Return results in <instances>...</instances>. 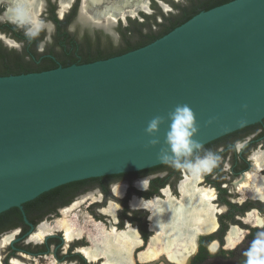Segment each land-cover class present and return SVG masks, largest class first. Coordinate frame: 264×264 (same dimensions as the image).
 I'll list each match as a JSON object with an SVG mask.
<instances>
[{"label":"water","instance_id":"1","mask_svg":"<svg viewBox=\"0 0 264 264\" xmlns=\"http://www.w3.org/2000/svg\"><path fill=\"white\" fill-rule=\"evenodd\" d=\"M185 104L202 146L263 120L264 0L200 11L120 55L0 75V214L69 182L164 163L168 114ZM155 116L165 123L152 147Z\"/></svg>","mask_w":264,"mask_h":264},{"label":"flooded vegetation","instance_id":"2","mask_svg":"<svg viewBox=\"0 0 264 264\" xmlns=\"http://www.w3.org/2000/svg\"><path fill=\"white\" fill-rule=\"evenodd\" d=\"M43 1L44 6L39 15V20L43 22V25L37 30L32 31L30 23L19 26L5 17L8 0L0 3V23L7 22L16 25L24 34L33 38V44L39 55L53 56L57 59L67 55L65 50H68L60 45V35H67L68 41L75 40L80 48L86 47L88 39L90 41L102 39L103 34L90 26L89 30L82 32L70 29L74 22L78 24L88 22L81 19L82 0H71L69 7L62 13L59 11L61 0ZM150 7L157 12L160 9L152 0H150ZM89 9L94 10L93 13H95V9ZM141 12L149 14L146 10ZM120 20L123 22L122 19ZM44 21L50 22V27L52 26L49 37L45 34ZM88 23L96 26L92 22ZM118 30L125 35V28ZM4 33L21 43L22 47L24 46L25 41L17 40L11 32ZM59 62L62 65L61 60ZM203 150H212L220 157L217 165L210 172H204L202 179L197 182V185L215 192L211 202L218 207L215 213L217 227L214 231L199 236L197 250L192 255L189 264H192L202 246L207 254L202 264H206L209 256L216 254L220 249L229 250L225 248V238L232 226L246 230L248 237L254 230L260 232L259 228L264 224V199L253 198L248 190H241L236 185V181L256 165L255 155L264 157V118L261 122L238 129L203 145ZM200 155H203V151ZM260 173L264 175V164ZM192 174L186 169H176L162 163L141 171L92 177L63 184L56 191L49 192L39 200L33 199L26 206L23 204V210L18 208L19 212L10 214L5 221H0V239L10 235L9 241L0 249V264H108L104 256L97 255L92 258L85 251L87 248L95 247V243H100L96 242V233L94 235L92 231H89L92 233H82L77 236L71 235L67 240L65 228L57 227V230L46 233L41 241L33 239V235L39 230L41 224L48 222L55 225L56 219L68 218L64 216L63 210L69 209L74 212L75 208L77 211L88 214L89 219L99 223L106 230L114 228L122 231L133 227L141 241V245L136 247L133 253L134 264L162 263L163 258L167 260L166 256H161L151 262L139 261L138 254L146 248L156 232L151 227L153 223L151 210L145 207H134L132 202L136 199L148 201L167 197L178 200L181 197L180 184L186 181V178L190 179ZM142 181L147 191L140 187ZM119 187L123 189L120 194L116 191ZM111 202L119 206L115 217L103 210ZM252 211L263 218L262 225L258 226L247 220L248 213ZM213 242H216L218 247L211 253L208 247Z\"/></svg>","mask_w":264,"mask_h":264},{"label":"bare ground","instance_id":"3","mask_svg":"<svg viewBox=\"0 0 264 264\" xmlns=\"http://www.w3.org/2000/svg\"><path fill=\"white\" fill-rule=\"evenodd\" d=\"M2 1L5 0H0V3ZM7 3L5 17L9 20L23 24L34 23L35 27L40 23L38 13L44 6L43 0H8ZM89 8L95 9V13L90 18L96 20L108 18L115 21L119 16L124 17L127 13L136 15L140 10H149V2L148 0H82V12L86 13ZM263 158L262 155L260 157L255 155L256 165L236 181L237 187L241 190H248L253 198L264 199V175L260 173L264 164ZM202 175L203 173L192 174L190 179L186 178V181L180 184L181 197L178 200L167 197L166 199L145 200L142 204L141 201L144 199H136L132 202L134 207H145L151 210L153 222L151 227L156 232L146 248L138 254L139 261L151 262L164 255L171 262L188 264L197 250L199 236L216 229L215 213L218 207L211 202L215 192L197 185ZM122 190V187L116 189L118 194L122 193ZM118 207L117 203L111 202L103 210L115 217ZM254 212H249V215H253ZM63 213L68 218L56 219L55 225L44 222L33 235V239L41 241L46 233L57 230V227L65 228L67 240L71 235L93 232L94 235L96 233V242L100 243H95V247L85 249L88 256L94 258L102 255L108 264H134L133 253L135 248L141 245V241L133 227L122 231L114 228L106 230L99 223L89 219L88 214L77 211V208L74 212L65 209ZM261 221V218L257 216V223L261 224ZM241 236L242 229L232 226L226 235L225 245L234 247L240 241ZM90 238L94 244L92 236ZM9 239L10 236L0 239V249ZM210 247L216 248L217 243H211Z\"/></svg>","mask_w":264,"mask_h":264},{"label":"trees","instance_id":"4","mask_svg":"<svg viewBox=\"0 0 264 264\" xmlns=\"http://www.w3.org/2000/svg\"><path fill=\"white\" fill-rule=\"evenodd\" d=\"M229 1L231 0H188L187 5L174 4L177 13L171 14L169 17L164 16V21L162 22L150 23L148 25L146 22H137L136 20L132 21L129 19L133 25L125 27L126 32H124L125 35H123V37H126L127 32L129 34H136V37L134 39L129 38V40L119 48L103 50L99 47H94L93 43L98 42L99 40L90 41L89 39L86 41V48L85 46L80 48L75 40L68 41L67 35H60V45L68 50H65L67 55L59 59L54 58L53 56L39 55L33 44V38L30 35L24 34L16 25L7 22L0 23L1 31L11 32L12 36L17 40L25 41L24 46L19 51L5 47L0 41V75L44 71L61 65L59 62L60 60L63 66H67L73 63H87L120 55L156 40L200 11L208 10ZM158 12L161 13L160 9ZM143 16L146 20H154V17L150 15L143 13ZM154 26H156V29H153ZM144 28H146L147 31L144 32ZM59 187L60 186L42 193L34 200H39L49 192L56 191ZM30 202L31 201H28L24 203V205L26 206ZM14 212H19V209L13 207L2 212L0 214V221H5L10 214ZM257 233L258 232L254 230L248 235V237L250 239H255ZM240 250L241 248L235 250L220 249L216 254L209 256V261L206 264H222L226 259L236 255ZM206 258V250L204 246H202L200 252L193 259L192 264H202Z\"/></svg>","mask_w":264,"mask_h":264},{"label":"clouds","instance_id":"5","mask_svg":"<svg viewBox=\"0 0 264 264\" xmlns=\"http://www.w3.org/2000/svg\"><path fill=\"white\" fill-rule=\"evenodd\" d=\"M168 119L171 123L164 142L165 146L160 148L158 158L173 168L186 169L193 174L210 172L217 165L220 157L212 150L204 151L203 146L195 139L199 127L193 110L186 104L178 105L169 112ZM164 123L165 117L163 116H155L148 122L145 132L152 137L149 140L150 146L160 145L157 133ZM201 151L203 155H200ZM143 185L144 181L140 182L142 190L147 191ZM144 201L142 200L141 204ZM244 256L246 257L245 264H264V231L256 234V238L244 252Z\"/></svg>","mask_w":264,"mask_h":264},{"label":"rangeland","instance_id":"6","mask_svg":"<svg viewBox=\"0 0 264 264\" xmlns=\"http://www.w3.org/2000/svg\"><path fill=\"white\" fill-rule=\"evenodd\" d=\"M152 1L155 2L156 6H158L160 8V12L162 13L161 14V13L155 11L152 7L149 6V10H146V12L149 13L147 15L154 17L153 18L154 20H146L143 16V13L141 12L143 10L138 11L136 15H131L129 13L126 16H124L123 18L119 17L115 21L109 20L108 18H102L101 20L100 19L96 20V19L90 18L92 16L94 10L88 9V11H87L88 13L82 12V10H81V15H82L81 19L83 21L92 22L96 26H94L92 24L89 25L90 23H88V22H84L82 24H78L77 22H74L70 26V29L73 31L78 30L79 32H82L86 29L89 30V26L92 27V29H94V30L98 29V31H100L103 34V37L100 40V42L98 41V42L93 43L94 47L96 46V47H99L103 50L119 48V47L123 46L126 43V41L129 40V38L134 39L136 37V34H133V33L129 34L128 32L126 33V37H123L121 32L118 30L119 28L123 29L129 25H133V24H131V21L128 20V17L132 21L136 20L137 22H146L147 25L150 23L152 24L155 22H162V21H164V16L169 17L171 14L177 13V10L175 9L174 4H179V5H187L188 4V0H152ZM70 2H71V0H61V8L59 10L60 13H62L63 10H66L69 7ZM159 5H161V6H159ZM41 11H39L38 20H39V15H40ZM120 19H122L123 22H121ZM39 22L41 24L39 23L38 24L39 26L37 25V27H35L34 23H30L32 25V31L37 30V28H39L41 25H43V22L41 20H39ZM44 22H45L44 27L46 30L45 34L49 37V35L52 31V26L50 27V22H48V21H44ZM118 22H120V23H118ZM24 24H27V23H24ZM33 26L35 28H33ZM153 29H156V26H154ZM143 30H144V32L147 31L146 28H144ZM6 36L7 37L0 35V38H3L5 42L2 39H0V41L2 42V44L5 47L15 49L17 51L22 49L21 43H19L17 41H16L17 43H14L13 40H11V39H13L11 36H9V35H6ZM247 216H248L247 220L254 222L258 226L263 224V218L264 217L262 218L260 215H256L254 213L251 216L248 213ZM257 216H260V218L262 220L261 224L257 223ZM252 222L250 224H252ZM259 230H260V232L264 231V224L259 228ZM247 233L248 232L246 230H242V236H241V239L239 241L240 243L238 242L234 247H227L225 245L226 246L225 248L229 249V250H235V249H239V248H241V250L236 255H234L233 257L226 259L222 264H245L246 257L244 256V252L249 248L250 244L254 240V239H250L249 237H247ZM217 247L213 249L209 246L208 248H209L210 252L213 253L217 249ZM158 264H171V263H169L167 260H165V258H163L162 263H158Z\"/></svg>","mask_w":264,"mask_h":264}]
</instances>
